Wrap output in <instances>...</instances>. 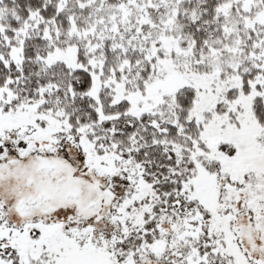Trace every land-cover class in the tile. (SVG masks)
<instances>
[{"label":"snow or ice","instance_id":"snow-or-ice-1","mask_svg":"<svg viewBox=\"0 0 264 264\" xmlns=\"http://www.w3.org/2000/svg\"><path fill=\"white\" fill-rule=\"evenodd\" d=\"M0 264H264V0H0Z\"/></svg>","mask_w":264,"mask_h":264}]
</instances>
